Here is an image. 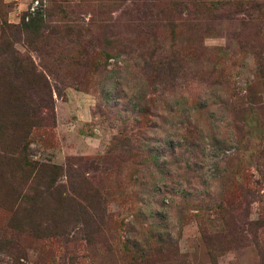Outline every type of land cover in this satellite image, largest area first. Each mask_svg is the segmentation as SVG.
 Masks as SVG:
<instances>
[{
  "label": "rangeland",
  "instance_id": "1",
  "mask_svg": "<svg viewBox=\"0 0 264 264\" xmlns=\"http://www.w3.org/2000/svg\"><path fill=\"white\" fill-rule=\"evenodd\" d=\"M189 1H171L177 6L168 7L166 23L152 0H2L8 23L41 17L49 29L45 39L22 38L17 53L0 56L24 96L14 102L1 94L0 114L43 118L27 145L31 171L21 169L0 122V264H125L135 242L143 264H264L261 230L233 231L264 218L261 188L253 186L228 220L215 208L234 156L256 178L251 151L234 152L248 127L238 123L235 135L231 97L264 104V0H241L259 10L221 0L211 14L193 13ZM112 37L128 48L86 70L83 52ZM149 46L182 62L154 73L142 61ZM251 118L256 141L264 113ZM107 154L116 165L103 172L99 158ZM87 187L110 193L112 215L101 231L86 227L88 241L74 222Z\"/></svg>",
  "mask_w": 264,
  "mask_h": 264
},
{
  "label": "trees",
  "instance_id": "2",
  "mask_svg": "<svg viewBox=\"0 0 264 264\" xmlns=\"http://www.w3.org/2000/svg\"><path fill=\"white\" fill-rule=\"evenodd\" d=\"M171 1L175 0H152L154 5H152L151 8H153V10H157V14L163 15V17H165L166 23L168 21V16L170 15L169 11L167 10L168 7L177 6V4H172ZM236 2L243 6V8L247 7L248 10H259L258 5L249 6V3L245 1L246 3L244 4V2H242L241 0H238ZM226 3L227 2L221 0H191L188 2V6L193 13H197L201 10L206 14H211V12L218 10L220 6H224L223 4ZM180 4L182 5V2H180ZM60 7L61 5L56 2L51 3L52 9L58 10L60 9ZM2 8L7 9L8 6L3 5L2 0H0V56H3L7 52L17 53L13 48V45L18 44L22 38L29 40V42L46 38V35H43V30H48L49 26H46L47 24H45L41 17L34 19L33 22L28 21V18L26 17L24 23L21 21L17 24H11L8 23L5 18L7 11H2ZM49 10L47 9L45 11L47 17H50L52 15ZM242 15L245 17L249 16L248 12L244 9L242 10ZM50 32H52L50 33L52 35L56 31L54 28H51ZM144 44L148 45L146 41ZM121 48L127 49L128 45L119 38L112 37L103 42L102 45L98 47V50L92 51L90 53L84 51L82 54L84 55V57L82 58L83 66L89 72L97 70L98 68L103 67L107 59L118 56V54L120 53L119 50ZM149 51L150 53L148 55V59L145 58V60L143 59L142 61L146 68L152 70V72L154 73H167L172 69H175L176 66H178L177 63L182 62V59L179 56H175L174 54H168L166 52L159 54L158 52L157 55H155L156 47L153 48V46H149ZM188 56L190 58L197 59V55L194 52L193 54L189 53ZM219 59L220 57H218V60ZM25 62L26 66L28 65L30 69L34 68L33 62H31V60L25 59ZM216 64L218 63H216L215 60L213 65ZM262 71L263 69H258V72ZM40 77H42L41 79L45 84V78H43V76ZM14 82L12 76L7 72L6 67L0 64V95L2 94L3 97H9L12 98V101L18 102V100L22 99L24 96L23 94H20L21 89L19 84H15ZM53 90L58 96L59 93L56 87H53ZM25 101L26 97L24 98V102ZM231 103L236 110V114L238 115L237 118H234L232 122L237 127L234 128L235 135H239V126L237 125L238 123L241 127H248L245 135L243 136L242 134L243 137L241 136L235 140L236 148L234 152L238 153L240 149L243 151H251L252 154L250 158L254 162L253 166L256 178L253 179V176L251 174H248L242 168V166L238 162L237 155L234 156L235 163L232 165V167L229 168L228 165L227 167H225L224 183L222 186L224 188V193L219 196L215 208L218 210L219 214H221V217L226 220H228L229 215H231L230 210L237 208V206H239V204L243 200H247L248 196H253V190L255 189L253 186H257L258 188L260 187V190L264 193V135H261L260 139L252 141V129L249 125L251 124V122L249 121H253L251 117L253 114H255V111H258L262 114L264 113V104L257 98L252 97L248 94L242 96L235 95L231 97ZM1 104L2 101L0 103V108ZM47 106L51 114V100L49 101V104ZM142 113H144V111H141V108H137L135 110L136 115H140ZM42 119L43 118L34 116L31 112L29 113L28 111L19 112L12 118H7L4 115L0 114V122L4 127H6L5 129L7 131L8 137L15 145L14 150L16 152L17 161L21 169L23 170L31 171L35 168V166H33L34 163H31L29 160H27V145L31 132L40 128V122ZM262 121L264 122V120ZM245 128H241L240 130L242 131ZM99 159L104 165V169H102L103 172L112 170L116 165L114 160L115 158H110L108 154ZM71 196L75 197L76 195L71 194ZM108 196H110L109 192L101 193L99 190H96L93 187H87L78 196L79 204L75 211L74 222H81L80 224L83 229L82 232L86 241H88V231L86 227H92V229L95 228V230L101 231L106 221H108L112 216L107 212L105 207L106 197ZM65 197L67 199H73L72 197L67 195H65ZM255 226L257 228L256 230L260 229L264 234V218L259 219L258 222L246 224L244 228L235 229V227H233V231H236V233L237 230L240 231V233L248 232ZM133 248V253L135 254H131L130 250L125 251L123 256L124 260L126 261L125 264H143L144 260L142 259L141 254H138L141 252L140 248L137 247L136 242L134 243Z\"/></svg>",
  "mask_w": 264,
  "mask_h": 264
},
{
  "label": "crops",
  "instance_id": "3",
  "mask_svg": "<svg viewBox=\"0 0 264 264\" xmlns=\"http://www.w3.org/2000/svg\"><path fill=\"white\" fill-rule=\"evenodd\" d=\"M5 2H10V1H17V0H4ZM19 1V0H18ZM19 5L20 4H17V8H19ZM8 20H9V22H14L15 23V21H13L12 20V17L10 18V14L8 15Z\"/></svg>",
  "mask_w": 264,
  "mask_h": 264
},
{
  "label": "built area",
  "instance_id": "4",
  "mask_svg": "<svg viewBox=\"0 0 264 264\" xmlns=\"http://www.w3.org/2000/svg\"><path fill=\"white\" fill-rule=\"evenodd\" d=\"M36 4V2L34 3V5ZM32 10V9H31Z\"/></svg>",
  "mask_w": 264,
  "mask_h": 264
}]
</instances>
